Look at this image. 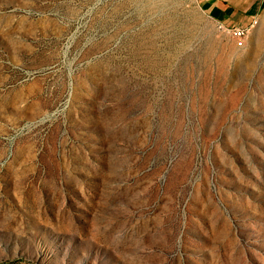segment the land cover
Returning <instances> with one entry per match:
<instances>
[{"label": "rangeland", "instance_id": "obj_1", "mask_svg": "<svg viewBox=\"0 0 264 264\" xmlns=\"http://www.w3.org/2000/svg\"><path fill=\"white\" fill-rule=\"evenodd\" d=\"M0 264H264V22L0 0Z\"/></svg>", "mask_w": 264, "mask_h": 264}, {"label": "crops", "instance_id": "obj_2", "mask_svg": "<svg viewBox=\"0 0 264 264\" xmlns=\"http://www.w3.org/2000/svg\"><path fill=\"white\" fill-rule=\"evenodd\" d=\"M197 1L206 14L217 24L223 26L245 27L250 25L255 18L259 19L258 23L264 22V0Z\"/></svg>", "mask_w": 264, "mask_h": 264}, {"label": "built area", "instance_id": "obj_3", "mask_svg": "<svg viewBox=\"0 0 264 264\" xmlns=\"http://www.w3.org/2000/svg\"><path fill=\"white\" fill-rule=\"evenodd\" d=\"M259 19L255 18L253 22L245 27H227L219 24L220 27H224L235 39V42L238 46H243L246 42L247 37L249 36L253 27L258 23Z\"/></svg>", "mask_w": 264, "mask_h": 264}]
</instances>
